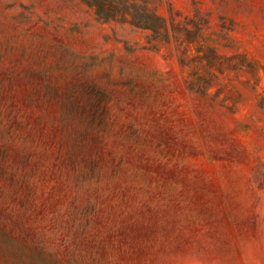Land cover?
<instances>
[{
  "label": "rangeland",
  "instance_id": "1",
  "mask_svg": "<svg viewBox=\"0 0 264 264\" xmlns=\"http://www.w3.org/2000/svg\"><path fill=\"white\" fill-rule=\"evenodd\" d=\"M0 264H264V0H0Z\"/></svg>",
  "mask_w": 264,
  "mask_h": 264
}]
</instances>
